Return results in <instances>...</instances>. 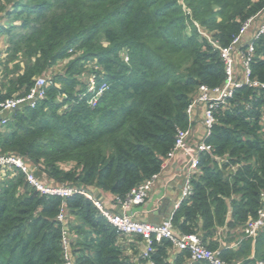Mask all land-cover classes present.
Instances as JSON below:
<instances>
[{
    "label": "trees",
    "instance_id": "obj_1",
    "mask_svg": "<svg viewBox=\"0 0 264 264\" xmlns=\"http://www.w3.org/2000/svg\"><path fill=\"white\" fill-rule=\"evenodd\" d=\"M263 12L264 0H0V101L46 81L44 98L2 126L0 155L22 157L37 179L84 193L64 198L62 225L61 198L0 167V264H63V226L73 264H208L191 263L165 239L142 259V239L119 234L85 194L117 205L159 172L177 132L189 128L200 87L225 82L220 48ZM252 28L235 52L253 47L249 80L257 85L214 104L203 138L210 151L198 154L190 195L171 215L174 234L198 235L228 264L264 262V226L254 240L242 233L264 194V37L244 39Z\"/></svg>",
    "mask_w": 264,
    "mask_h": 264
},
{
    "label": "built area",
    "instance_id": "obj_2",
    "mask_svg": "<svg viewBox=\"0 0 264 264\" xmlns=\"http://www.w3.org/2000/svg\"><path fill=\"white\" fill-rule=\"evenodd\" d=\"M252 29V35L249 40H256L259 37H264V12L258 16L249 19L239 31L238 36L232 41L227 48H220V56L225 65L226 79L222 87L216 88L212 91H208L205 87H200L199 95L194 98L187 108V115L191 119L194 107L202 105L204 107L203 127L205 129V136L209 134V129L213 124L212 109L214 104L221 102L231 96L234 88L240 86L253 85L255 82L249 80V67L248 64L251 60L253 53V47L249 45L245 53H236L235 47L241 42V37L250 29ZM237 55L238 62L240 63V72L242 76L237 77V70L235 68V58ZM46 81L44 78H38L29 91L22 97L9 98L0 101V126H4L8 114H12L14 111L24 107H33L34 103L38 100H42L45 96L44 86ZM263 87V86H262ZM93 83L89 87V91H93ZM104 87L100 88L96 93L99 96ZM96 102V98L91 101V104ZM191 122V121H190ZM190 128V125H189ZM189 128L187 130H179L175 136V142L172 150L163 159L159 172L152 175L149 179L138 185L133 189L124 200H117V205L121 211V214L112 213L103 208L101 201L95 200L93 196L85 194L90 200L93 201L94 206L101 212L103 217L111 224L119 234L127 237H140L144 242V250H142L140 257L142 259H148L149 253L152 251L153 241H161L162 239L170 241L173 248L178 251H186L189 254V261L191 263L206 262L208 264H228L219 257L218 251H211L206 248L200 241L198 235H177L174 234V229L171 224V215L160 224H151L140 222L132 218L129 214L133 207H139L147 200L149 193L151 192L155 183L160 179L163 172L167 169L170 161L174 158L176 153L182 154L184 162L181 166L179 178L182 180V188L179 201L175 204L174 210L178 207L179 203L187 198L191 192V181L198 174L199 159L198 154L200 152H209L210 146L205 145L203 141L195 147H192L188 142ZM204 136V137H205ZM0 167L10 168L14 167L19 169L25 176L26 183L34 188L41 195L56 196L62 199L59 212L56 216V221L60 224H64L66 221V208L64 204V198L71 196L74 193L83 192L75 188H65L62 186L53 185L47 183V181L37 179L32 173L30 167L22 157L14 155H0ZM263 206L258 210L257 217L254 220H250L245 224L242 233L245 238L255 239L258 231L264 226V194H262ZM173 210V211H174ZM225 230V228H221ZM227 231V230H226ZM72 234L63 226L61 230V247L63 264H73L70 254V240ZM239 241H236L230 246L235 248ZM150 264V263H149ZM257 264H264L263 261H259Z\"/></svg>",
    "mask_w": 264,
    "mask_h": 264
},
{
    "label": "crops",
    "instance_id": "obj_3",
    "mask_svg": "<svg viewBox=\"0 0 264 264\" xmlns=\"http://www.w3.org/2000/svg\"><path fill=\"white\" fill-rule=\"evenodd\" d=\"M256 26H253V28ZM252 28V29H253ZM252 32L244 39H250ZM240 63L235 64L237 70V77L242 76L240 72ZM204 107L202 105H197L194 107L192 116L190 119V128L188 142L192 147L197 146L203 141L205 136V129L203 127V118H204ZM11 114L5 116L8 120ZM4 130L0 126V131ZM184 162V157L180 153H176L174 158L170 161L167 169L163 172L162 176L153 186L151 192L148 195L147 200L139 207H133L130 211V215L133 219L151 223V224H160L165 221L173 212L175 204L180 199L182 180L178 177L180 174L181 166ZM5 175L4 172H1L0 179ZM45 181V180H43ZM96 192V191H94ZM98 192V191H97ZM101 196L102 205L104 209L118 213V205L113 203V198L109 195L102 194L98 192ZM120 211V209H119ZM121 212V211H120ZM236 241L233 242V244ZM144 242L139 243L138 246L144 249Z\"/></svg>",
    "mask_w": 264,
    "mask_h": 264
},
{
    "label": "rangeland",
    "instance_id": "obj_4",
    "mask_svg": "<svg viewBox=\"0 0 264 264\" xmlns=\"http://www.w3.org/2000/svg\"><path fill=\"white\" fill-rule=\"evenodd\" d=\"M257 24H259V22H257L255 25H257ZM1 45V44H0ZM63 65H64V62H62V63H60L58 66H57V71H59V72H61V70H62V67H63ZM227 231L226 230H222V229H219V234H218V236L219 237H225L226 236V233ZM230 237V236H229ZM228 237V238H229Z\"/></svg>",
    "mask_w": 264,
    "mask_h": 264
},
{
    "label": "water",
    "instance_id": "obj_5",
    "mask_svg": "<svg viewBox=\"0 0 264 264\" xmlns=\"http://www.w3.org/2000/svg\"><path fill=\"white\" fill-rule=\"evenodd\" d=\"M93 197H94L95 200H99V201L102 202L101 196H100V194L97 191L93 193ZM117 211H118V214H121V212L119 211V209Z\"/></svg>",
    "mask_w": 264,
    "mask_h": 264
}]
</instances>
